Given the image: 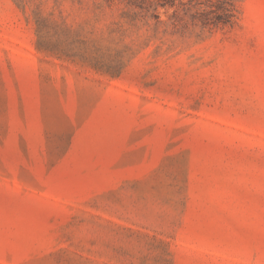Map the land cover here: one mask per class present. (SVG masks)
<instances>
[{"label": "rangeland", "instance_id": "rangeland-1", "mask_svg": "<svg viewBox=\"0 0 264 264\" xmlns=\"http://www.w3.org/2000/svg\"><path fill=\"white\" fill-rule=\"evenodd\" d=\"M0 264H264V0H0Z\"/></svg>", "mask_w": 264, "mask_h": 264}, {"label": "trees", "instance_id": "trees-1", "mask_svg": "<svg viewBox=\"0 0 264 264\" xmlns=\"http://www.w3.org/2000/svg\"><path fill=\"white\" fill-rule=\"evenodd\" d=\"M228 16H231V15H228Z\"/></svg>", "mask_w": 264, "mask_h": 264}]
</instances>
